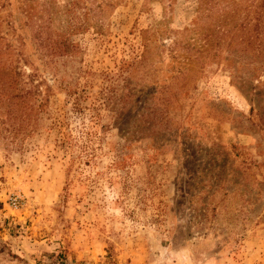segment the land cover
Wrapping results in <instances>:
<instances>
[{
	"label": "rangeland",
	"instance_id": "rangeland-1",
	"mask_svg": "<svg viewBox=\"0 0 264 264\" xmlns=\"http://www.w3.org/2000/svg\"><path fill=\"white\" fill-rule=\"evenodd\" d=\"M0 264H264V0H0Z\"/></svg>",
	"mask_w": 264,
	"mask_h": 264
},
{
	"label": "trees",
	"instance_id": "trees-1",
	"mask_svg": "<svg viewBox=\"0 0 264 264\" xmlns=\"http://www.w3.org/2000/svg\"><path fill=\"white\" fill-rule=\"evenodd\" d=\"M210 5L211 6H209V7H212L213 6V2H210ZM100 6V5H99ZM234 25H232L231 27H233ZM257 26V25H256ZM260 30H261V28H260ZM28 76V78L29 77H31V74H28L27 75ZM16 81V80H15ZM14 81V78H12L11 76H9L8 75V81H5L4 83H8V91H10L9 92V96H8V100L10 99H13V98H15L17 95H19L18 93H15V92H13V84H16V82ZM33 86H36V85H33ZM25 94V92L23 93V94H21V95H24ZM9 102V101H8ZM9 112H10V110H9ZM10 114V113H9ZM197 186V185H196ZM178 190L180 191V197L181 196H183V194H184V192H183V190H181V189H179L178 188Z\"/></svg>",
	"mask_w": 264,
	"mask_h": 264
},
{
	"label": "built area",
	"instance_id": "built-area-1",
	"mask_svg": "<svg viewBox=\"0 0 264 264\" xmlns=\"http://www.w3.org/2000/svg\"><path fill=\"white\" fill-rule=\"evenodd\" d=\"M10 203L13 205V206H16L17 205V199L16 197H13L10 201Z\"/></svg>",
	"mask_w": 264,
	"mask_h": 264
}]
</instances>
